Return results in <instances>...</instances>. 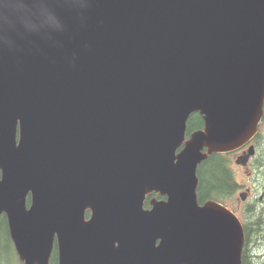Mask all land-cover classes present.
I'll return each mask as SVG.
<instances>
[{"label": "water", "instance_id": "water-1", "mask_svg": "<svg viewBox=\"0 0 264 264\" xmlns=\"http://www.w3.org/2000/svg\"><path fill=\"white\" fill-rule=\"evenodd\" d=\"M263 99L264 0H0V216L19 259L49 264L56 239L57 264H241L242 227L198 204L196 167L251 138ZM151 190L166 200L145 211Z\"/></svg>", "mask_w": 264, "mask_h": 264}, {"label": "trees", "instance_id": "trees-1", "mask_svg": "<svg viewBox=\"0 0 264 264\" xmlns=\"http://www.w3.org/2000/svg\"><path fill=\"white\" fill-rule=\"evenodd\" d=\"M202 126V119L196 113L192 114L187 122V131L198 129ZM258 141V167L264 170V133L259 134ZM229 168V156L227 154H212L203 160L196 169L198 179L196 192L198 201L215 199L226 202L235 191V184ZM259 176H263L260 173ZM253 204L243 210L245 241L241 254V264H264V212L256 211ZM4 229V231H3ZM5 233L1 236V233ZM1 238L11 244L4 217L0 218V242ZM1 251V246H0ZM50 264H57V257L53 255Z\"/></svg>", "mask_w": 264, "mask_h": 264}, {"label": "rangeland", "instance_id": "rangeland-1", "mask_svg": "<svg viewBox=\"0 0 264 264\" xmlns=\"http://www.w3.org/2000/svg\"><path fill=\"white\" fill-rule=\"evenodd\" d=\"M234 168H235V171L237 173V179L241 180V182H243L244 181V176H243L244 172L239 167H234ZM255 174L256 175L260 174V171L257 169L255 171ZM261 178H263V177H261ZM261 181H263V180H261ZM262 191L264 192V188L262 189ZM263 202H264V199H263ZM228 205H230L231 207L234 206L237 208L236 199L230 200ZM3 231H4V229H3ZM4 234H5L4 232L1 233V236L3 237ZM0 246H1L0 264H20L18 262V259L15 256L13 250H12V246L10 243L5 242L4 239L1 238Z\"/></svg>", "mask_w": 264, "mask_h": 264}, {"label": "flooded vegetation", "instance_id": "flooded-vegetation-1", "mask_svg": "<svg viewBox=\"0 0 264 264\" xmlns=\"http://www.w3.org/2000/svg\"><path fill=\"white\" fill-rule=\"evenodd\" d=\"M161 200V199H165L164 196L160 195L159 193H156L155 191H150L148 193H146L144 195V199L142 201V207L145 209V210H150L151 209V204H152V200ZM264 199V192L262 193V201ZM86 218L89 217L90 215V210L89 209H86L85 212H84ZM160 242V239L157 238L156 240V245H158V243ZM52 255H56L57 257V246L56 244L54 243V246H53V249H52Z\"/></svg>", "mask_w": 264, "mask_h": 264}]
</instances>
